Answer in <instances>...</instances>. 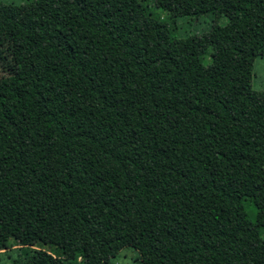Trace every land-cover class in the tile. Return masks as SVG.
I'll use <instances>...</instances> for the list:
<instances>
[{
  "label": "trees",
  "instance_id": "1",
  "mask_svg": "<svg viewBox=\"0 0 264 264\" xmlns=\"http://www.w3.org/2000/svg\"><path fill=\"white\" fill-rule=\"evenodd\" d=\"M50 1L0 4V236L63 256L33 264H264V0H153L226 19L181 39L142 0Z\"/></svg>",
  "mask_w": 264,
  "mask_h": 264
},
{
  "label": "rangeland",
  "instance_id": "2",
  "mask_svg": "<svg viewBox=\"0 0 264 264\" xmlns=\"http://www.w3.org/2000/svg\"><path fill=\"white\" fill-rule=\"evenodd\" d=\"M50 0H0V4L11 6V20L25 24L33 19L40 18L50 7ZM149 12L155 16L162 24L166 25L170 31L171 39H181L186 36L206 33L212 25L223 26L226 19L218 21L208 16L186 17L183 19L173 20L167 14L156 8L153 0H142ZM9 23L0 26V79L8 76L12 69V58L10 53ZM204 63L209 61L208 56L203 57ZM252 89L259 95H264V56L257 57L254 60ZM264 237V235H263ZM19 249V250H17ZM43 250L53 257L63 256L53 251V248L34 244L32 246H23L12 237L0 236V264H13L11 257L21 259L26 264H33L31 257L34 251ZM19 251V252H18ZM8 255H6V253ZM137 253L132 249H125L115 257L109 264H140L137 260ZM88 264H97L96 260H90Z\"/></svg>",
  "mask_w": 264,
  "mask_h": 264
}]
</instances>
